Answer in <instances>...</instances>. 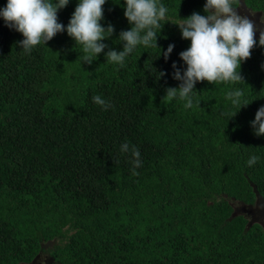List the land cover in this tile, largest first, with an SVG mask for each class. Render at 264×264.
I'll use <instances>...</instances> for the list:
<instances>
[{"label":"trees","instance_id":"1","mask_svg":"<svg viewBox=\"0 0 264 264\" xmlns=\"http://www.w3.org/2000/svg\"><path fill=\"white\" fill-rule=\"evenodd\" d=\"M243 1L264 11V0ZM159 2L158 48L138 45L123 66L106 53L132 27L125 0L103 5L114 32L90 64L66 31L79 0L58 10L65 31L28 53L0 16V264L31 261L48 241L49 264H264L262 226L232 216L234 202L253 205V186L264 198V136L251 126L264 106V47L256 39L241 63L244 82L198 81L191 108L164 99L191 43L174 23L206 15V0ZM236 89L249 103L239 110L227 98Z\"/></svg>","mask_w":264,"mask_h":264},{"label":"clouds","instance_id":"2","mask_svg":"<svg viewBox=\"0 0 264 264\" xmlns=\"http://www.w3.org/2000/svg\"><path fill=\"white\" fill-rule=\"evenodd\" d=\"M69 0H7L6 7L0 9V16L9 27L20 32L24 39L20 41L22 49L28 53L41 43L46 44L57 33L65 31V26L58 22V10L65 8ZM106 0H79L74 13L67 25V34L77 45H82L84 62L91 63L93 56L97 57L107 47L101 41L110 37L114 27H103V5ZM237 0H206L204 12L206 15L192 13L185 19H178L176 24L182 38L190 40V47L182 51L180 59L187 65L181 71L173 63L175 69L173 78L181 81L179 87L166 89L164 99L171 100L179 97L185 100V107L193 106L192 93L198 81L244 82L240 74L241 63L251 57L252 49L256 46L255 39L258 31L256 23L248 16L238 14L234 5ZM124 16L132 25L130 30L121 31L120 41L123 42L121 51L109 50L106 58L109 62L123 66L125 58L137 48L157 46V30H162L161 21L166 19L168 8L159 0H125ZM264 24V20H261ZM259 45L264 47V30H260ZM174 45H169L163 53L167 59ZM160 76L165 75L161 72ZM244 93L240 89L227 93V98L238 108L247 106L241 98ZM93 101L102 105L105 110L111 105L100 95L93 96ZM238 111L229 113V119ZM255 135L264 136V106H261L255 119L251 122ZM122 152L129 151V144L121 146ZM135 167H139L140 151L131 147ZM259 157L253 155L248 165H254ZM135 174V171H133Z\"/></svg>","mask_w":264,"mask_h":264},{"label":"flooded vegetation","instance_id":"3","mask_svg":"<svg viewBox=\"0 0 264 264\" xmlns=\"http://www.w3.org/2000/svg\"><path fill=\"white\" fill-rule=\"evenodd\" d=\"M244 1H242V0H237V3L234 5L235 7H237L236 8V10H237V12H238V14H240V15H243V16H248L250 19H252L253 21H254V18H255V12H260V15L258 16V20H257V22H261V20H264V11H262V10H252L250 7H248L246 4H244L243 3ZM246 5V6H245ZM249 10V11H248ZM255 22V21H254ZM256 22V23H257ZM259 28V26H257V29ZM260 32H259V30L256 32V35L258 36V34H259ZM257 40H259V38H256ZM262 197V196H261ZM263 198V197H262ZM263 200H264V198H263ZM257 198H256V196H255V200H254V203H253V205L252 206H250L251 207V211H249V213H250V216L251 217H253L254 216V214L256 213V210L255 209H257ZM51 243H50V241H48V242H46V243H43L42 244V250H40L39 252H38V254L37 255H39L40 256V258L37 260V262H38V264H49L50 263V260L47 258V256H49V252H48V250H49V245H50ZM29 262V261H28ZM20 263H27V262H19V263H17V264H20Z\"/></svg>","mask_w":264,"mask_h":264},{"label":"water","instance_id":"4","mask_svg":"<svg viewBox=\"0 0 264 264\" xmlns=\"http://www.w3.org/2000/svg\"><path fill=\"white\" fill-rule=\"evenodd\" d=\"M254 14H255L254 21L256 23L257 20H258V16L260 15V12H255ZM256 25L259 26V28H258L259 32H260V30H264V24H262L261 22L260 23L257 22ZM259 34H258V36L257 35L255 36V39L256 38H259ZM253 191H254L255 196L257 198V205L258 206H257V209H255L256 210V213L254 214V216L253 217H251V216L247 217L248 218V221H247V224H246V228H249L254 223H258V224H260L262 226V228L264 230V200L261 197V195L259 194V192L257 191V189H256L255 186H253ZM250 206H252V205H248L247 206V208L249 209V211L252 210ZM236 212L237 211L234 210V212L232 213V216L239 214V213H236ZM38 256L39 255H36L31 261H29L27 263H20V264H38L36 262V260H35V258H37Z\"/></svg>","mask_w":264,"mask_h":264},{"label":"rangeland","instance_id":"5","mask_svg":"<svg viewBox=\"0 0 264 264\" xmlns=\"http://www.w3.org/2000/svg\"><path fill=\"white\" fill-rule=\"evenodd\" d=\"M233 206L235 208V211H237L236 213H242L243 215H245L246 217H249L250 216V213H249V209L247 208L246 205H243L239 202H234L233 203ZM248 219V218H247ZM54 241H51V244H53ZM40 258V256H38L37 258H35L36 262L37 260ZM38 263V262H37Z\"/></svg>","mask_w":264,"mask_h":264}]
</instances>
